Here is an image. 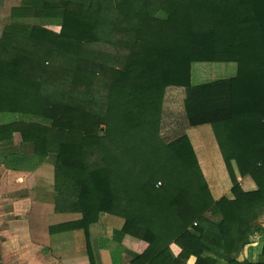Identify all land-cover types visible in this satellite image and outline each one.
<instances>
[{
    "label": "trees",
    "instance_id": "trees-1",
    "mask_svg": "<svg viewBox=\"0 0 264 264\" xmlns=\"http://www.w3.org/2000/svg\"><path fill=\"white\" fill-rule=\"evenodd\" d=\"M199 64L201 79L215 72L204 64L230 77L193 84ZM167 87L197 89L216 109L231 200L211 198L186 137L161 140ZM0 114L28 117L0 124V144L17 133L51 156L55 212L81 215L51 233L88 242L110 215L124 220L118 237L147 245L130 264H264V0H27L0 35ZM17 157L2 162L19 170ZM258 237V261L238 262Z\"/></svg>",
    "mask_w": 264,
    "mask_h": 264
},
{
    "label": "crops",
    "instance_id": "crops-1",
    "mask_svg": "<svg viewBox=\"0 0 264 264\" xmlns=\"http://www.w3.org/2000/svg\"><path fill=\"white\" fill-rule=\"evenodd\" d=\"M15 9H27V0H0V33L11 23ZM46 28L54 32L60 29L59 26ZM198 70L200 67L193 73L201 79L204 76ZM197 96H199L197 89L166 88L161 106L159 136L166 144L186 137L211 198L214 201L224 197L231 200L230 173L211 127V120L214 118L209 115L210 112H216V109L210 108L206 101L205 107L201 105L203 100L201 98L199 100ZM17 135V133L13 134L11 142L0 144V146H13L6 150L8 152L0 150V264H90L87 245L95 264H130L134 254L142 253L147 246L145 243L140 242L137 245L130 237H118V232L124 224V220L119 217L100 216L98 222L89 227L87 242L84 233L80 230L51 233V228L81 220L79 213H57L54 206H51L50 213L56 216L43 230L41 226L47 212L45 209L42 210L43 200H37L32 195L44 192L45 186H42L39 183L41 180H38L32 183L31 190L28 191L23 182V175L29 170L36 172L42 165L41 162L33 168L29 165L28 170L7 168L2 162L5 156H25L22 151L15 149L18 145ZM32 154H34L33 150ZM231 170L244 192L256 190L255 183L249 177L239 175L234 162H231ZM15 173L21 176L14 177ZM19 192L27 193L22 195ZM211 219L218 222L221 217L215 216ZM259 222L264 225V216ZM4 227H8L9 231H4ZM262 241V238L258 237L254 242L246 245L237 255V261L257 262ZM171 248L173 254L177 256L180 249L175 245ZM194 263L195 258L190 257L185 264Z\"/></svg>",
    "mask_w": 264,
    "mask_h": 264
},
{
    "label": "rangeland",
    "instance_id": "rangeland-1",
    "mask_svg": "<svg viewBox=\"0 0 264 264\" xmlns=\"http://www.w3.org/2000/svg\"><path fill=\"white\" fill-rule=\"evenodd\" d=\"M0 35H1V33H0ZM200 66H202V65H200V64L194 65L192 69L195 71ZM204 66L214 68L215 72H213L211 74L212 77L206 76L204 79H199L193 73V75H192L193 84H200V83L207 82V81H210L213 79L230 77V75L227 74V72H224L225 69L228 71V69H227V67H225V65L222 66V64H204ZM219 69H223V71H219ZM198 71L200 73L202 72L200 70H198ZM222 72H224V73H222ZM19 119L28 120V117H26V116L21 117L18 114H0V124H6V123H9L10 121H16V120L18 121ZM16 142L18 143V145L15 146V149L20 150V151H22L23 154H25V156L24 155H18V157H17L18 158L17 160L21 161L20 169L28 170L30 166H31L30 168H33L34 165H36L40 162L42 164L40 167L37 168L38 170L36 172H29L30 170L28 172H26L25 175H23V178H24L23 182H24V187L27 188L28 191L31 190L30 186L32 185V183L34 184L38 180H41L39 183H41L42 186L43 185L45 186L44 192H40V193H36V194L34 193L32 195V196H35L37 200L38 199L43 200L42 210L45 209V211L47 212L46 216L43 218L44 223L41 226V228L44 230V228H46L48 224L52 223V221L54 220V218L56 216V215H53L50 213V207L55 206L54 202H55V197H56L55 192H54V183H53V165H52L53 158L50 156L46 159H39L38 156H36L35 154H32L31 145L30 144L29 145L28 144H22L20 141V137L18 135L16 138ZM3 145L0 146L1 147L0 150L6 151V150H8V148L9 149L13 148V146L9 147V146H3ZM6 152H8V151H6ZM3 160L4 159H2V161ZM13 175H14V177L21 176L19 174L17 175L16 173ZM9 182H10V180H9ZM19 193L22 195H25V193H27V192H19ZM48 204H50V206ZM56 221H58V219ZM55 222H53V223H55ZM4 231H9V228L4 227Z\"/></svg>",
    "mask_w": 264,
    "mask_h": 264
},
{
    "label": "built area",
    "instance_id": "built-area-1",
    "mask_svg": "<svg viewBox=\"0 0 264 264\" xmlns=\"http://www.w3.org/2000/svg\"><path fill=\"white\" fill-rule=\"evenodd\" d=\"M160 185V183H158V186Z\"/></svg>",
    "mask_w": 264,
    "mask_h": 264
}]
</instances>
